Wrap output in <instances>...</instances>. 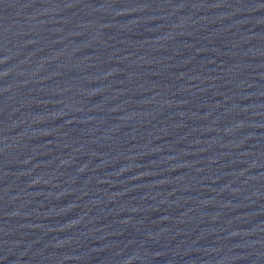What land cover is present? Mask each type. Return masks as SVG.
<instances>
[{"label": "water", "instance_id": "95a60500", "mask_svg": "<svg viewBox=\"0 0 264 264\" xmlns=\"http://www.w3.org/2000/svg\"><path fill=\"white\" fill-rule=\"evenodd\" d=\"M0 264H264V0H0Z\"/></svg>", "mask_w": 264, "mask_h": 264}]
</instances>
